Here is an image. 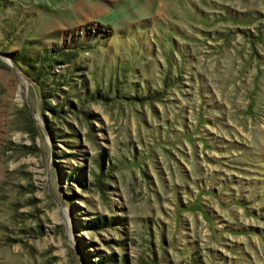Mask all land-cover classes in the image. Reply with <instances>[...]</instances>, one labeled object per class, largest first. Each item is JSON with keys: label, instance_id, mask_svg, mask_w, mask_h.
<instances>
[{"label": "rangeland", "instance_id": "374dc122", "mask_svg": "<svg viewBox=\"0 0 264 264\" xmlns=\"http://www.w3.org/2000/svg\"><path fill=\"white\" fill-rule=\"evenodd\" d=\"M0 264H264V0H1Z\"/></svg>", "mask_w": 264, "mask_h": 264}, {"label": "trees", "instance_id": "16d2710c", "mask_svg": "<svg viewBox=\"0 0 264 264\" xmlns=\"http://www.w3.org/2000/svg\"><path fill=\"white\" fill-rule=\"evenodd\" d=\"M50 50L51 49H48V48L45 49V56L43 57L44 63L46 62L45 68L44 67H39L38 69H36V67L34 68V62L36 63V60L39 61L40 59H37L35 57H29V56H27L25 54H21L20 58H18L17 60L14 59V61H15L16 65H18L19 67L24 69L25 72H27L29 74H32L30 70L36 71L35 75H36V77L38 79V78H40L42 76V74L46 75L48 73L49 70H46V68L47 67L51 68L53 66L52 62H54V63L58 62L59 63V59L57 57L61 58V57L64 56L63 52H61V53H59V55L51 57L50 54H49ZM63 60H65V62L68 61L66 58L63 59ZM40 62H41V60H40ZM43 68H44V70H43ZM109 223L110 222L106 221V220L93 219L92 220V224H90V225L92 227L94 226L95 228H102V227H104L105 225H107Z\"/></svg>", "mask_w": 264, "mask_h": 264}]
</instances>
